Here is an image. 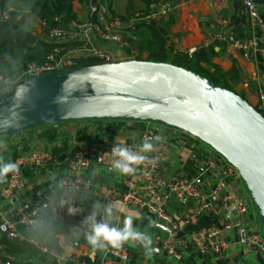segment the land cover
Listing matches in <instances>:
<instances>
[{
  "label": "crops",
  "instance_id": "1",
  "mask_svg": "<svg viewBox=\"0 0 264 264\" xmlns=\"http://www.w3.org/2000/svg\"><path fill=\"white\" fill-rule=\"evenodd\" d=\"M165 1L172 2L174 8L170 14L159 21L141 18V15L147 11L150 4L145 0L73 1L72 8L76 14L77 22H93L104 28L112 20L119 18L123 38L133 46L135 56L129 55L130 51L125 48L118 49L111 43L96 38L91 30L86 32V35L79 34L72 41L87 43L86 46L93 44L123 58H136L138 51L135 44L139 41V37L131 34L126 26L133 16H139L137 22L142 27L154 26L161 32L165 40V47L172 54L187 53L189 50L213 44L216 54L213 56L212 62L219 67L230 87L243 96L249 104L256 107L259 102V92L264 90V65L259 54L251 52L246 58L237 50L229 49L228 44L224 41L219 43L209 41L207 45H204V41L210 38L212 32L231 34L240 40L258 38L261 29L258 25L251 23L243 1ZM252 1L264 16V0ZM20 5L19 0H6V9H22ZM94 6L97 9L100 6H105L106 13L92 12ZM23 13L24 22L27 21L30 26L38 22L29 10H23ZM58 17L64 21L61 15H58ZM71 23L73 22L66 25L68 26ZM174 49L176 53H174ZM147 54L148 52H144L142 58L145 59ZM157 125L154 126L150 122L143 121L114 120L104 123L99 121H74L53 125L49 128L22 131L14 136H1L0 162H11L12 159L18 156L28 159L41 156L47 161L44 166L31 165L24 170V176L28 196L33 198L34 195H41L44 203H50V211L44 212L41 206L39 216L42 218V223L31 228L19 226V232L27 236H34L49 247L60 251L62 253L60 260L63 264H97L104 256L106 247L93 250L86 238L90 234V230L82 228V234L76 237L72 232L73 227L63 220L52 218L51 209L54 212L62 210L66 206L75 205L80 209L76 217L85 223H93L91 218L94 213H96L95 221L99 222L102 219L104 208L113 206L112 218L103 217L104 222L108 223L110 227L114 224L115 214L119 213L123 228L126 215L135 211L141 213L139 220L133 219L132 221L135 230L150 237L157 231L163 230L150 213L138 211L130 206H123L121 195L128 189L124 183L126 178H130L135 183L137 190L144 192L143 183L137 174L136 167H133L134 171L132 173L122 174L117 170H108L99 165L92 166L86 175L93 183L88 188L83 187L84 190L81 192L68 185H59L58 182L61 175L68 173L67 160L76 148L80 146L97 148L103 144L119 145L121 141L124 142L123 144H137L141 132L157 128V130H161L155 132L153 140L150 142L154 145L153 151L160 150L162 146H165V167L196 178L199 185L204 190L209 191L219 180L203 172L202 166L205 158L203 155L210 154L211 150L207 151L208 153L200 154L193 148L194 143H190L191 138L181 139L176 137L172 139L168 135L171 133L170 127L164 129L163 126L160 128ZM47 129L55 130L56 136L54 139H50L45 133ZM171 135L173 134L171 133ZM219 164H221V159H219ZM219 168L220 171L223 170L222 166H219ZM7 178L8 173L0 180V187L6 182ZM227 183L230 191L236 195L247 197L246 192L242 190L240 179L228 180ZM38 186L41 187L40 190H38ZM23 195L18 194L8 200L0 198V221L2 217L9 219L13 216L17 205L23 202V199L28 198ZM147 198L163 205L175 220L181 221L185 215L186 208L184 209L172 198L168 201L161 200L159 196L151 198L147 195ZM193 205V203H190L188 209L191 210ZM121 208H123V211H120ZM249 219H254L252 212ZM220 225L219 218L211 213H204L194 223L183 225L181 231L187 234ZM223 238L228 246L219 257L201 256L192 253L187 254L182 261L168 259L152 243L151 248L154 251L151 255L147 254L145 246L140 241L129 239L122 245L135 253L127 264H260L256 252L241 245L234 232L224 233ZM0 242L4 246V250L0 254V259L3 262H9L10 264H58L53 256L40 251L26 241L10 239L0 233Z\"/></svg>",
  "mask_w": 264,
  "mask_h": 264
},
{
  "label": "built area",
  "instance_id": "2",
  "mask_svg": "<svg viewBox=\"0 0 264 264\" xmlns=\"http://www.w3.org/2000/svg\"><path fill=\"white\" fill-rule=\"evenodd\" d=\"M242 1L251 23L258 25L261 29L258 38L240 40L231 34L212 32L210 38L204 41V45H207L209 41L214 43L224 41L228 44L229 49L237 50L246 58L251 52L258 53L264 65V16L252 0ZM173 8L174 4L170 1L151 0L147 11L141 15V18L144 20L153 19L159 21L170 14ZM23 10L28 11L29 9L7 8L3 13V17L8 18L13 11L16 13L17 19H23ZM96 11L106 13V8L105 6H100L97 9L94 6L92 12ZM138 19L139 16H133L128 21L126 27L134 28ZM37 20L38 22L34 25L36 27L33 34L40 40H44L50 44L51 50L43 61L27 62L14 75H8V73L0 71V85L44 73L72 68L82 58L92 57L100 62H111L123 58L112 54L106 49L96 47L93 44L86 46L87 43H81L75 47L67 45L79 36V34L86 35V32L89 30L94 32L96 38L111 43L118 49L125 48L131 52H129V55L132 54L135 56V49L133 50V46L123 38L122 25L119 18H115L104 28L88 21L73 22L65 27L60 25V23L48 26L39 18ZM54 21H60L59 17L56 16ZM194 50H189L188 54H191ZM174 53H176L175 49ZM256 109L264 116V90L259 92V102ZM157 126L162 128V125ZM159 130L156 128L143 131L139 134L137 144L125 143L122 146L131 148L133 151H138L143 142L145 140L152 141L155 132ZM171 133L168 135L170 138H173L175 132L171 130ZM187 136L195 139L189 135ZM115 146L117 145L103 144L97 148L87 146L76 148L67 160L68 173L60 176L58 181L59 185H68L76 191L81 192L84 190L82 189L83 187L88 188L92 185L93 182L86 173L95 164L114 171L113 163L115 159H118L112 153V149ZM141 154L146 156L145 161L140 165H133V167H136L137 174L142 180L144 192L137 190L135 183L130 178H126L124 183L128 189L121 195L123 206H130L138 211L150 213L156 222L165 223L174 233L181 231L183 225L194 223L204 213L215 215L221 222V225L218 227L201 229L187 234L183 233L180 237H176L172 232L164 230L157 231L151 237L152 244L159 248L166 257L176 261H182L190 253L201 256L219 257L225 252L228 246L226 240L223 238V234L226 232H234L237 235L238 242L252 249L256 254H259L264 262V238L259 231L257 223L255 225L251 224V221L254 219H249V215H251V204L247 197L236 195L228 189V180L235 181L240 179L239 174L233 166L223 158L215 157L213 153L204 155L203 172L219 179L209 191H206L199 185L196 178L165 167V146H162L160 150ZM219 159H221V164H219ZM11 162L15 163L17 168L8 173L6 182L0 187V198L5 200L16 197L18 194L23 195L26 193L25 169H28L31 165L40 167L47 163L45 158L41 156L30 159L18 156L12 159ZM219 166H222V171L219 170ZM147 195L151 198L153 196H159L164 201L172 198L184 209L186 208L184 217L181 221L175 220L163 205L148 199ZM190 203L194 204L191 210L188 209ZM44 204L50 206L49 202L41 204L39 201L28 198L23 199V202L17 205L11 218L2 217L0 221V233L10 239L26 241L40 251L53 256L58 261V264H63L62 260H60L62 256L60 251L49 247L34 236H27L18 230L19 226H28L31 228L42 223L39 210ZM79 212L80 209L77 206L70 205L62 210L54 212L52 210V218L63 220L71 227L91 230L92 223H85L76 217ZM229 213L231 214L229 215ZM114 219L112 227L122 228L123 222L119 213L115 214ZM3 250L4 246L0 242V254ZM134 254L133 251L123 245L119 248L108 245L104 256L97 264H127L134 257ZM0 264L10 263L3 262L0 259Z\"/></svg>",
  "mask_w": 264,
  "mask_h": 264
},
{
  "label": "water",
  "instance_id": "3",
  "mask_svg": "<svg viewBox=\"0 0 264 264\" xmlns=\"http://www.w3.org/2000/svg\"><path fill=\"white\" fill-rule=\"evenodd\" d=\"M114 120L163 123L207 144L239 174L264 235V116L237 92L173 63L136 58L0 85V137L50 124ZM72 232L79 237L83 229Z\"/></svg>",
  "mask_w": 264,
  "mask_h": 264
},
{
  "label": "trees",
  "instance_id": "4",
  "mask_svg": "<svg viewBox=\"0 0 264 264\" xmlns=\"http://www.w3.org/2000/svg\"><path fill=\"white\" fill-rule=\"evenodd\" d=\"M19 1L21 2L20 7H22V9H29L35 17L44 21L48 26L60 23V25L66 27V24H69L70 22H77L76 14L72 8L73 1L83 0ZM145 1L148 4L151 2V0ZM5 10L6 0H0V71L8 73V75H14L18 73L22 66L27 62L43 61L48 52L51 50V45L46 43L44 40H40L31 30L25 28L23 24L24 18L17 19L15 12L12 11L9 17L4 19L3 13ZM58 15H61L64 21L60 19V21L55 22L54 18ZM10 22L15 24L17 28H14ZM141 27L142 25L137 22L134 25V28H128L131 31V34L139 37V41L135 44L138 51L136 59H143V53L148 52L145 60L173 63L177 66L184 67L201 74L227 89L233 90L228 84L227 79L223 77L219 67L212 62V58L216 54L213 44L196 48L191 54H188V52L172 54L166 49L164 37L156 27ZM81 43L82 42L80 41H71L67 45L75 47ZM97 62L100 61L96 58H82L77 61L76 66H85ZM52 126L53 124H50L42 128H49ZM45 133L50 139H54L56 136L55 130L47 129ZM26 173L28 174V172ZM37 188L40 190L41 187L38 186ZM44 192L48 193L46 191ZM28 195L29 193H25V197H28L31 200L39 201L41 204L44 203L41 195H34L33 198ZM86 259L88 260L87 257Z\"/></svg>",
  "mask_w": 264,
  "mask_h": 264
},
{
  "label": "clouds",
  "instance_id": "5",
  "mask_svg": "<svg viewBox=\"0 0 264 264\" xmlns=\"http://www.w3.org/2000/svg\"><path fill=\"white\" fill-rule=\"evenodd\" d=\"M123 141L119 145L113 147L112 153L114 157L118 159L114 160L113 168L122 174H130L134 171L133 165H140L146 159L145 155L141 153H148L153 151L154 145L152 142L145 140L139 147L138 151H133L131 148L123 147ZM17 165L12 162H0V180H2L7 173L16 170ZM123 211V208L120 209ZM94 213L93 223L91 225L90 234L87 235V241L92 246L93 250L97 248H105L108 245L113 247H121L122 244L129 239L140 241L146 249L148 255L153 253L151 248V237L145 233L135 230L132 226L133 219L139 220L141 213L129 212L126 217L123 228L110 227L108 223L104 222L103 217L112 218L113 206H107L104 208L102 219L99 222L95 221Z\"/></svg>",
  "mask_w": 264,
  "mask_h": 264
},
{
  "label": "rangeland",
  "instance_id": "6",
  "mask_svg": "<svg viewBox=\"0 0 264 264\" xmlns=\"http://www.w3.org/2000/svg\"><path fill=\"white\" fill-rule=\"evenodd\" d=\"M22 23V22H21ZM24 24V27L25 28H27V29H29V30H31L32 32L34 31V29H35V27L36 26H30L29 25V23L27 24V21L26 22H24L23 23ZM74 122V121H73ZM93 122V121H92ZM151 124H153L154 126L155 125H162L163 127H164V129H168L169 128V126L168 125H165V124H163V123H157V122H153V121H149ZM64 123H68V122H64ZM44 127V126H43ZM170 129L171 130H173L174 132H175V134H174V136H173V138L172 139H175L174 137H179V138H181V139H184V138H186V139H189V137L186 135V133L184 134V132H182L181 130H179V129H176V128H173V127H170ZM190 143H194L193 144V148L197 151V152H199L200 154H203L204 152L205 153H208L207 151H210L211 150V148L207 145V144H205V143H203V142H201V141H199L198 139H192V140H190ZM204 156V155H203ZM205 157V156H204ZM94 166H96V164L94 165ZM100 166V165H99ZM103 168H105V167H103ZM106 169V168H105ZM115 171V170H114ZM240 180H241V178H240ZM241 184H242V190H244V192H246V196H247V198H248V200H249V202H250V204H251V212L253 213V216H254V220L253 221H251V224L252 225H255V223H257V225H258V227H259V231H260V233H261V235H262V237L264 238V235H263V232H262V230H261V228H260V225H259V223H258V221H257V217H258V214H257V210H256V208H255V206L253 205V203H252V201H251V199H250V197L248 196V191H247V189H246V186H245V184L243 183V181L241 180ZM190 233V232H189ZM169 259V258H168Z\"/></svg>",
  "mask_w": 264,
  "mask_h": 264
}]
</instances>
